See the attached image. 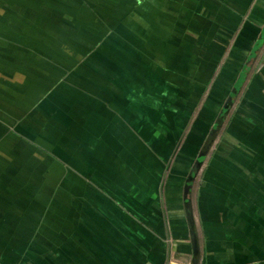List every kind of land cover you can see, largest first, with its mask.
Instances as JSON below:
<instances>
[{
    "label": "crops",
    "instance_id": "obj_1",
    "mask_svg": "<svg viewBox=\"0 0 264 264\" xmlns=\"http://www.w3.org/2000/svg\"><path fill=\"white\" fill-rule=\"evenodd\" d=\"M251 58H264V0H0V248L72 231L82 264H264L255 77L193 194L159 186V154L194 136L192 88L231 87ZM44 200L59 204L57 230Z\"/></svg>",
    "mask_w": 264,
    "mask_h": 264
},
{
    "label": "rangeland",
    "instance_id": "obj_2",
    "mask_svg": "<svg viewBox=\"0 0 264 264\" xmlns=\"http://www.w3.org/2000/svg\"><path fill=\"white\" fill-rule=\"evenodd\" d=\"M250 60L251 64L248 62V65L245 67L246 69L236 72L234 81H232L233 83L229 82L232 84L231 87L229 84L226 88H220L212 85L211 87H204L201 91L197 88H192L193 97L196 98L199 96V98L197 101L194 99V104L188 108L187 117L183 122V127L187 128L192 125L193 128L191 133L194 135L193 137H195V139L190 137V135H188L190 132H187V130L185 131L184 129L183 132L181 131L177 136L176 144L172 148L173 150L169 154H164L163 152L159 154V158L161 160V182L159 183V186H161L162 192L165 190L166 186H168L169 189H174L173 186H170V183L173 182L172 179H175L179 181L177 189L180 188V192L183 196L186 194V198H189L188 195L190 193L193 194L194 187L200 184L201 167L212 158L217 147L218 140L220 139L224 129L227 127L230 118L236 112L249 111V107H251V105H249L248 102H245V100L249 99L247 89L251 77H255L257 79L258 83L262 86L261 89L264 91V70H262L261 73L255 74V71H258L259 67L264 63L262 62L264 58H259L256 63L254 58H251ZM203 75L204 74L194 73L192 74V77H203ZM227 75L230 76V74ZM218 76V73L209 74L211 81H214ZM225 82H228V80L225 79ZM194 83H196V81H194ZM262 96H264V92ZM207 123L208 131L204 134L205 136L203 135V137H199L197 134H200L199 132L201 128L206 126ZM212 131L214 132V137L211 140L209 147L204 151L203 148L206 137ZM182 145L183 149L181 151L179 148ZM155 158L157 157L155 156ZM169 173H171V177L167 176ZM52 187L53 186L51 185L44 186V189H50L51 191ZM90 187L92 191L97 189L98 193L104 195L99 187L94 185ZM186 189L189 191L188 193ZM70 190L72 191V187H70ZM97 202L95 203L97 204ZM91 203L92 202L90 201L80 200L78 207L86 210L89 207H92ZM162 204L163 202H161V211L164 210L163 208L166 203L163 204L164 207ZM58 205L59 204L57 202L44 200V213H46L44 215L45 228L48 227L53 230L58 229V223L56 220ZM97 208L105 209V202H98ZM47 213L53 214V216L47 217ZM133 223L140 224L138 221ZM135 233L136 232L133 234L135 237H141L140 234ZM147 234L149 236H144L146 237V240L148 238H153L152 235L149 233ZM79 236L82 235L72 231L66 233H60L59 231L47 232V234H43L42 238L38 237L37 239L42 243V246L40 247L34 246V248L17 249L0 248V264H82V262L86 261L85 258L88 256V250L79 249L75 245V248H71L69 245L71 243H64L67 242V239H77ZM113 239L115 240L116 238L114 237ZM130 239H133V237L131 238V235L129 237V240ZM56 240H59V242L56 243ZM123 241H126L124 236ZM47 246L49 248H44ZM100 253L101 254L99 256L102 258L101 261L103 262V258L105 256L104 250H100ZM58 254L59 256H57ZM63 257H66L68 260H65L64 262Z\"/></svg>",
    "mask_w": 264,
    "mask_h": 264
},
{
    "label": "water",
    "instance_id": "obj_3",
    "mask_svg": "<svg viewBox=\"0 0 264 264\" xmlns=\"http://www.w3.org/2000/svg\"><path fill=\"white\" fill-rule=\"evenodd\" d=\"M213 137H214V132L212 131V132H210V134H208V136L206 137L205 144H204V148H203L204 151L209 147L210 142H211V140L213 139ZM192 264H194V263H192Z\"/></svg>",
    "mask_w": 264,
    "mask_h": 264
}]
</instances>
